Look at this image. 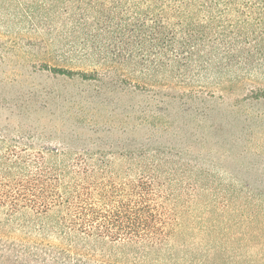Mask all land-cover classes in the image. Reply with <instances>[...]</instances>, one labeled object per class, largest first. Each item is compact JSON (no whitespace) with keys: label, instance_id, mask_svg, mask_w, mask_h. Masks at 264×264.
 Here are the masks:
<instances>
[{"label":"trees","instance_id":"obj_1","mask_svg":"<svg viewBox=\"0 0 264 264\" xmlns=\"http://www.w3.org/2000/svg\"><path fill=\"white\" fill-rule=\"evenodd\" d=\"M60 8L75 11L74 27L92 26L88 19L103 22L109 41L96 44L100 54L109 45L129 57L138 51L160 68L167 60L186 73L226 72L232 87L244 86L246 74L264 73V0H0V18L20 25L16 38L37 40ZM92 38L101 40L100 33ZM89 39L83 38L85 52ZM2 40L0 60L8 45ZM56 67L45 70L102 77L98 70ZM244 87L250 99L264 100L263 87ZM114 148L90 142L72 152L32 132L11 135L0 128V215L6 216L0 220V264H152L150 254L169 247L181 228L175 204L203 188L177 184L186 169L167 156ZM232 185L219 210L227 215L213 218L226 227L214 236L207 262L197 258V264H264V188Z\"/></svg>","mask_w":264,"mask_h":264},{"label":"rangeland","instance_id":"obj_2","mask_svg":"<svg viewBox=\"0 0 264 264\" xmlns=\"http://www.w3.org/2000/svg\"><path fill=\"white\" fill-rule=\"evenodd\" d=\"M73 15L60 8L50 31L37 40L16 38L20 25L1 16L0 36L8 45L0 60V128L11 135L32 132L72 152L90 142L106 143L126 155L158 154L184 165L187 174L177 184L203 189L177 201L179 233L148 260L206 261L214 236H222L226 227L217 218L213 223L214 214L227 215L219 211L227 205L226 185L264 188V100L250 99L244 87L264 88V73L246 74L244 86L232 87L226 72L186 73L168 67L167 60L160 68L138 51L129 57L109 45L100 54L96 44L109 41L103 22L88 19L92 26L74 27ZM96 33L101 40L92 38ZM85 37H90L87 52L81 49ZM54 66L87 74L98 70L102 77L87 80L45 70ZM230 230L236 232L233 226Z\"/></svg>","mask_w":264,"mask_h":264}]
</instances>
